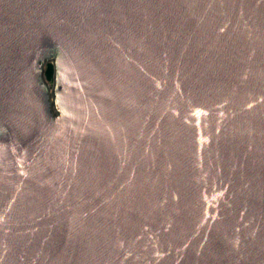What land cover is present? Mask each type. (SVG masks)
Segmentation results:
<instances>
[{
  "label": "water",
  "instance_id": "1",
  "mask_svg": "<svg viewBox=\"0 0 264 264\" xmlns=\"http://www.w3.org/2000/svg\"><path fill=\"white\" fill-rule=\"evenodd\" d=\"M0 264H264V0H0Z\"/></svg>",
  "mask_w": 264,
  "mask_h": 264
},
{
  "label": "trees",
  "instance_id": "2",
  "mask_svg": "<svg viewBox=\"0 0 264 264\" xmlns=\"http://www.w3.org/2000/svg\"><path fill=\"white\" fill-rule=\"evenodd\" d=\"M44 76L46 78H51L52 77V69H51V66L50 65L47 66L46 72L44 73Z\"/></svg>",
  "mask_w": 264,
  "mask_h": 264
},
{
  "label": "rangeland",
  "instance_id": "3",
  "mask_svg": "<svg viewBox=\"0 0 264 264\" xmlns=\"http://www.w3.org/2000/svg\"><path fill=\"white\" fill-rule=\"evenodd\" d=\"M46 68H47V66L44 65L43 75H44V73L46 72ZM44 78H45L47 84L51 85V83H52V82H51V78H46L45 76H44Z\"/></svg>",
  "mask_w": 264,
  "mask_h": 264
}]
</instances>
